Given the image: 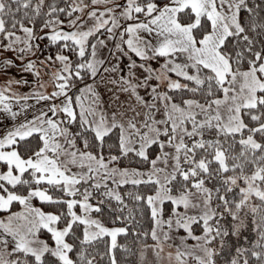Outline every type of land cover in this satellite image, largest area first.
Segmentation results:
<instances>
[{
    "label": "snow or ice",
    "instance_id": "snow-or-ice-1",
    "mask_svg": "<svg viewBox=\"0 0 264 264\" xmlns=\"http://www.w3.org/2000/svg\"><path fill=\"white\" fill-rule=\"evenodd\" d=\"M0 264H264V0H0Z\"/></svg>",
    "mask_w": 264,
    "mask_h": 264
}]
</instances>
